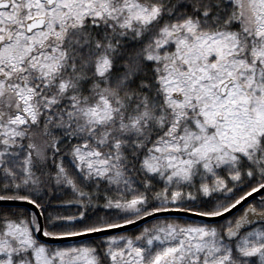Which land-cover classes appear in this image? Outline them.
<instances>
[{"label":"snow or ice","instance_id":"snow-or-ice-1","mask_svg":"<svg viewBox=\"0 0 264 264\" xmlns=\"http://www.w3.org/2000/svg\"><path fill=\"white\" fill-rule=\"evenodd\" d=\"M0 264H264V0H0Z\"/></svg>","mask_w":264,"mask_h":264}]
</instances>
